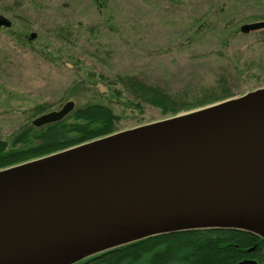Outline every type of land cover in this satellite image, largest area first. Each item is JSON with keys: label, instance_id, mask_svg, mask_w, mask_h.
Wrapping results in <instances>:
<instances>
[{"label": "water", "instance_id": "water-1", "mask_svg": "<svg viewBox=\"0 0 264 264\" xmlns=\"http://www.w3.org/2000/svg\"><path fill=\"white\" fill-rule=\"evenodd\" d=\"M258 29L264 20L240 26ZM73 107L66 101L31 124ZM214 228L264 239V86L0 169V264H74Z\"/></svg>", "mask_w": 264, "mask_h": 264}, {"label": "rangeland", "instance_id": "rangeland-1", "mask_svg": "<svg viewBox=\"0 0 264 264\" xmlns=\"http://www.w3.org/2000/svg\"><path fill=\"white\" fill-rule=\"evenodd\" d=\"M0 15L10 21L0 26L1 139L69 100L109 105L118 131L165 118L112 97L119 75L172 93L221 74L230 97L264 86V29L240 31L264 20V0H0Z\"/></svg>", "mask_w": 264, "mask_h": 264}, {"label": "trees", "instance_id": "trees-1", "mask_svg": "<svg viewBox=\"0 0 264 264\" xmlns=\"http://www.w3.org/2000/svg\"><path fill=\"white\" fill-rule=\"evenodd\" d=\"M100 80L110 82L100 76ZM120 85L110 95L124 106L141 111L145 105L158 109L164 117L176 115L226 99L232 95L226 77L196 93H172L136 76H116ZM110 82V83H112ZM47 109L41 104L35 114ZM120 116L101 102L74 107L57 121L40 126L26 122L7 139L0 138V169L45 156L118 131ZM253 248L249 250V248ZM264 239L239 229H194L161 234L93 254L74 264H236L245 258L264 257ZM260 263V262H259Z\"/></svg>", "mask_w": 264, "mask_h": 264}, {"label": "flooded vegetation", "instance_id": "flooded-vegetation-1", "mask_svg": "<svg viewBox=\"0 0 264 264\" xmlns=\"http://www.w3.org/2000/svg\"><path fill=\"white\" fill-rule=\"evenodd\" d=\"M252 249H253V248H252ZM252 249H251V250H252ZM249 250H250V249H249ZM252 259H253V258H252ZM255 260H256V259H255ZM256 262H257V260H256ZM257 264H258V262H257Z\"/></svg>", "mask_w": 264, "mask_h": 264}]
</instances>
